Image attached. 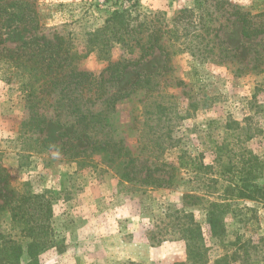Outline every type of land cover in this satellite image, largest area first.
Returning <instances> with one entry per match:
<instances>
[{"label": "rangeland", "instance_id": "obj_1", "mask_svg": "<svg viewBox=\"0 0 264 264\" xmlns=\"http://www.w3.org/2000/svg\"><path fill=\"white\" fill-rule=\"evenodd\" d=\"M33 2L40 30H33L15 15H6L0 25L5 47L27 52L38 43L39 35L55 31L71 39L75 47L81 46L88 33L101 27L112 10L130 8L133 4H137L136 9L143 14L157 15L160 24L169 31L174 28L179 13L195 4L194 0ZM229 2L253 15L264 11V0ZM187 26L189 33L196 28L188 23L177 24L180 37L185 36ZM206 35L207 39H214L211 33ZM169 36L168 32L167 38ZM219 38L228 51L217 62H201L187 52H178L172 57V71L166 73L163 70L165 56L156 52L136 69L111 78L106 75L110 79L109 90L111 94L123 96L135 83L155 76L161 84L159 100L169 106L174 118L172 136L179 141L177 152L202 154L205 163H211L214 155L207 136L209 131L216 140H221L224 130L221 126L233 120L243 127H251L253 139L247 141L246 146L264 160V37L244 39L242 25L230 18L219 32ZM127 56L119 47L112 51L109 61L93 55L78 62L77 67L97 78L109 64L123 61ZM136 56L138 53L133 57ZM250 62L260 67L239 74V66ZM180 81L184 84L178 85ZM16 85H8L0 78V165L8 169L12 184L21 191L41 194L49 191L47 195L53 199L54 210L50 222L66 244L63 252L52 247L42 252L36 261L34 256L25 253L19 264H191L187 260L184 234L177 230L178 211L194 215L206 244L208 261L205 264H215L224 250L211 237L203 206L188 205L183 199L186 194L205 196L208 189L204 179L200 181V176L183 171L178 174L174 188L145 187L121 180L116 170L107 165L88 166L91 160L78 165L37 147L28 138L31 134H24L23 125L29 114L22 106V95L14 89ZM147 102L145 91L135 92L119 101L112 115L115 120L112 136L117 141L125 140L134 152L138 135L133 118ZM211 122L215 124L210 128ZM42 138L48 143H70L78 149L86 146L83 134L54 122L49 123ZM155 177L163 179L158 174ZM3 195L0 184V202ZM244 204L257 207L260 216L256 229L245 232L244 238H257L264 234V206L241 202L242 206ZM226 222V240L234 241V223ZM10 231L8 229L7 233L12 234Z\"/></svg>", "mask_w": 264, "mask_h": 264}, {"label": "trees", "instance_id": "obj_2", "mask_svg": "<svg viewBox=\"0 0 264 264\" xmlns=\"http://www.w3.org/2000/svg\"><path fill=\"white\" fill-rule=\"evenodd\" d=\"M194 3L193 8L179 13L174 28L169 31L160 24L157 15L137 10V4L114 9L101 27L88 33L85 44L77 47L71 39L55 31L38 34V43L30 51L19 52L4 46L0 31V78L8 85L17 83L14 89L22 95V106L29 114L23 125L24 134H31L28 138L37 147L78 165H84L87 160H91L88 166L107 165L116 170L121 180L145 187L174 188L178 174L183 171L200 176V181L204 179L207 183L205 196L186 194L183 199L188 205L203 206L211 237L224 250L215 264H264V234L244 238L245 232L256 229L260 216L257 207L242 206L241 202L264 206V160L246 146L253 139L251 127L229 120L221 126L224 129L221 140H216L209 131L207 136L214 157L207 164L202 154L177 152L179 141L172 136L174 118L169 106L159 100L161 84L155 76L135 83L123 96L111 94L108 87L111 76L138 68L156 52L165 56L166 73L172 71V57L178 52H187L201 62L219 61L228 51L220 41L219 32L230 18L242 25L244 39L264 37V11L253 15L229 0H194ZM34 7L33 0H0V25L6 15H15L20 22L39 31V15ZM178 23L196 28L190 34L187 26L185 36L180 37ZM208 33L214 39H207ZM119 47L128 56L109 64L97 78L78 69V62L93 55L109 61L112 51ZM136 53L138 56L133 57ZM259 67L250 62L240 65L238 72ZM138 91H145L148 102L133 118L138 135L134 152L125 140L117 141L112 136L115 125L112 115L119 101ZM51 122L83 134L86 146L78 149L70 143H48L42 135ZM213 124L210 123V128ZM94 157L98 160H93ZM156 174L163 179L158 180ZM0 184L4 192L0 202V264H19L25 253L36 261L52 247L63 252L65 241L60 240L58 230L50 222L54 210L53 199L47 195L49 191L43 194L21 191L12 184L8 169L1 165ZM176 215L177 230L187 242L188 262L207 263L205 240L194 215L185 211ZM228 220L235 226L234 241L226 240ZM8 229L12 234L7 233Z\"/></svg>", "mask_w": 264, "mask_h": 264}]
</instances>
